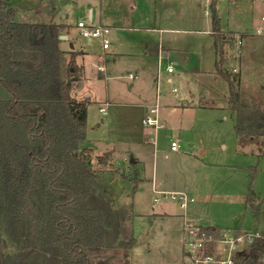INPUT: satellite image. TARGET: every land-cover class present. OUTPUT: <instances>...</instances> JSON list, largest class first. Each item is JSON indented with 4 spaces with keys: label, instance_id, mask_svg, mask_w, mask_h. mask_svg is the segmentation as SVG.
<instances>
[{
    "label": "rangeland",
    "instance_id": "rangeland-1",
    "mask_svg": "<svg viewBox=\"0 0 264 264\" xmlns=\"http://www.w3.org/2000/svg\"><path fill=\"white\" fill-rule=\"evenodd\" d=\"M10 6L17 22H66L70 41L61 40L60 47L68 50L74 42L86 51L84 84L93 101L82 146L94 149L92 167L100 170L112 206L133 209L132 264H183L185 219L222 231L264 229V145L237 147L235 114L226 103L228 85L214 73L218 55L211 34L212 21L218 18L224 32L234 33L236 40L243 37L248 53L236 59L240 45L227 44L221 65L227 71L241 66V97H254L264 106V55L260 63L254 55L258 48L264 51V37L246 36L264 26V0H12ZM79 20L107 27L108 47L100 37L80 35ZM160 46L163 51L158 52ZM168 64L175 69L170 75ZM130 73L137 76L130 78ZM157 77L170 100L183 97L201 107L185 114L174 111L153 144L148 139L155 135L144 134L140 114L148 101L143 93L155 91ZM106 98L109 105L96 102ZM212 101L217 107H209ZM101 105L105 114L99 112ZM142 134L144 142L139 140ZM172 140L180 144L175 151ZM106 152L111 162L101 165L97 155ZM191 152L204 155L210 164ZM157 190L183 191L194 200L186 208L179 199L155 201L161 197Z\"/></svg>",
    "mask_w": 264,
    "mask_h": 264
},
{
    "label": "trees",
    "instance_id": "trees-1",
    "mask_svg": "<svg viewBox=\"0 0 264 264\" xmlns=\"http://www.w3.org/2000/svg\"><path fill=\"white\" fill-rule=\"evenodd\" d=\"M11 1L0 0V264H132L133 209L112 206L94 150L82 146L90 101L73 94L81 51L60 47L66 23L17 22ZM220 24L213 19L219 56L236 41ZM221 63L238 143L262 147L264 106L242 98L241 75ZM96 159L107 165L110 152ZM221 229L200 225V234ZM261 246L259 257H244L261 263Z\"/></svg>",
    "mask_w": 264,
    "mask_h": 264
},
{
    "label": "built area",
    "instance_id": "built-area-1",
    "mask_svg": "<svg viewBox=\"0 0 264 264\" xmlns=\"http://www.w3.org/2000/svg\"><path fill=\"white\" fill-rule=\"evenodd\" d=\"M264 20V18H263ZM76 28L79 30L80 35L84 37H100L102 39L103 47H108V31L107 27L93 26L86 24L84 21L79 20ZM256 36L264 37V26H260L254 33ZM236 45L243 43L241 38L236 40ZM100 71H104V68L100 66ZM167 71L174 72L172 65L167 66ZM237 72V69H233ZM130 78H135L133 74H129ZM173 93L178 94V89L173 87ZM106 107L100 108V112L105 114ZM147 110L146 115L142 119V124L153 130L154 137H151V141L156 143L157 130L163 126L161 119V100L160 95H157L156 101L151 104ZM180 144L177 140L171 142V150H177ZM161 197L155 198V201L161 199H179L182 207H188L189 202H192L194 198L183 191H161L157 190ZM185 217V216H184ZM186 237L185 241L187 247L184 249V264H255L249 262L248 259L259 257V251L256 252L255 248L262 245L261 252L263 256L260 257L261 263L264 264V229L250 228V229H224L221 230L217 236L200 234V225L185 219ZM226 230V231H225ZM247 256V257H244ZM246 258V260L244 259Z\"/></svg>",
    "mask_w": 264,
    "mask_h": 264
},
{
    "label": "crops",
    "instance_id": "crops-1",
    "mask_svg": "<svg viewBox=\"0 0 264 264\" xmlns=\"http://www.w3.org/2000/svg\"><path fill=\"white\" fill-rule=\"evenodd\" d=\"M90 15H93V12H91ZM91 18H92V17H91ZM262 20H263V19H262ZM263 21H264V20H263ZM61 23H62V24H65L66 22H65V23H64V22H61ZM58 24H59V23H58ZM66 25H67L68 27L66 28V30H63V33H65V34H63V35L67 36V40H64V41L69 42V41H70V40H69L70 25L67 24V23H66ZM211 34H212V29H211ZM243 35H244V34H243ZM246 36H256V35H255L254 33H253V34L249 33V34H246ZM212 37H213V35H212ZM258 37H260V36H258ZM245 38H246V37H245ZM242 39H243V37H242ZM213 40H214V37H213ZM215 41H216V40H215ZM215 41H214V46H215V48H216V55H218V52H217L218 48H217V45H216ZM73 44H74V42H73ZM230 44L232 45L233 42H232V43H229V45H230ZM60 45H61V43H60ZM229 45H226L225 47L227 48V47H229ZM242 45H243V43L240 45L241 48L237 49V52H238L239 55L236 56V59H238V57H239L240 60H241L243 53H244V52H245V54L248 53V50H245V49L242 47ZM236 46H237V45H236ZM161 47H163V46H160V47H159L158 52H159L160 50L163 51V49H161ZM230 47H231V49H233L232 46H230ZM224 49H225V48H224ZM64 50H67V49H64ZM68 50H71V49L68 48ZM73 50H75V51H81V52H80L81 54H80V55L78 56V58H77V63H78V65H79L80 67L83 68V71H82V80H81L79 86L77 87V89L75 90V92H77V93H79V94H81V92H82V96L85 97V98H82V99H87L88 101H90V103H92L93 100H91V99H92V95H91V92H90L91 89L87 88V87L85 86V84H84V81H85V68H84L83 61H84V55L86 54V51L77 48V47L75 46V44H74V49H73ZM148 50H152V49L149 48ZM226 50L229 52V49H225V51H226ZM244 50H245V51H244ZM153 51H154V50H152V52H153ZM263 53H264V51H262V53H261V51L259 50V48H258V50H256V51L254 52V55H255V57H257L259 63H260V58L264 55ZM219 57H220V56L218 55V56H217L218 59H216V62H215V63H216V64H215V68H216V65H217L218 60L220 59ZM243 63H244V62H243ZM244 64L246 65V62H245ZM168 65H169V64H168ZM168 65H167V66H168ZM224 68H225V67H224ZM234 68H236V69H237V73H239V74L241 75V84H242V69H241V66H240V67H237V66L232 67V71H233ZM166 71H167V70H166ZM174 71H175V69H174ZM199 71L202 72V73H199V74H204V73H203L204 71H201L200 69H199ZM211 72H214V70H211ZM167 73H169V72L167 71ZM172 73H174V72H172ZM214 73H216V70H215ZM216 74H217V73H216ZM169 75H170V74H169ZM204 75H205V74H204ZM218 75H219V74H218ZM135 76H137V75L135 74ZM158 76H159V75H158ZM169 81H171V78H168V82H169ZM159 83H160V80H159V78L157 77L155 91H153V92L146 91V92L143 93V97L148 98V101L146 102V104H142V105H141V108H143L142 111H141V114H140L141 123H142V119H143V117L146 115L147 110L149 109L148 107L156 101V98H157V95H158V94L160 95V100H161V105H162V109H161V119H162V122H163V126H164V119H168V118H170V115H172L174 111H177V112H179V113L185 114V112H190V111H192L193 109H195V108H197V107H201V105L198 104V103H196L195 100H190V99H186V98H183V97H179L178 100H175V99L170 100L169 97H167L166 95H163V93H162V91H161V83H160V84H159ZM174 87H175V86H174ZM172 92H173V88H172ZM73 94H74V96L77 97V98H80V97H81V95L79 96L78 94L74 93V91H73ZM107 98H108V97H107ZM107 98L104 100V102H102L101 100H100V101H96V102L99 103V104L109 105L110 102H109V100H107ZM80 99H81V98H80ZM206 101H207V100H206ZM96 102H95V103H96ZM214 102H215V101L210 102L209 107H217V106H215L216 104H215ZM206 103H208V101H207ZM226 103H228V96H227V101H226ZM89 105H90V104H89ZM102 107H105V106H102V105H101L100 108H102ZM204 107H206V106H204ZM100 108H99V112H100ZM105 109H106V108H105ZM232 113H233V112H232ZM180 119H182V118H180ZM142 125H143V124H142ZM143 127H145V126L143 125ZM145 128H147V127H145ZM159 129H160V128H159ZM146 130H147V131H146L147 133H144V134L149 138L150 135L153 134V130H151V129H149V128H147ZM234 132H235V131H234ZM146 136H143V134H142V136H140L139 140L144 142ZM235 138H236V139H235V142L237 143V147H238L240 144L238 143V138H237L236 134H235ZM148 140H149V142H152V141H151V138L148 139ZM172 141H173V140H172ZM172 141H171V142H172ZM152 143H153V142H152ZM153 144H156V143H153ZM220 145H221V147H222L223 149H226V147H228L227 144H226L224 141L220 142ZM93 150H94V149H93ZM193 153H194V154H193ZM196 153H197V152H191L190 154L193 155L198 161H200V162H202V163L210 164V163L206 162L207 158H206L204 155H203V158H202L201 156L197 155ZM135 162H138V160H135ZM164 191H166V190H164ZM184 218H185V217H184ZM213 226H217V225H213Z\"/></svg>",
    "mask_w": 264,
    "mask_h": 264
},
{
    "label": "water",
    "instance_id": "water-1",
    "mask_svg": "<svg viewBox=\"0 0 264 264\" xmlns=\"http://www.w3.org/2000/svg\"><path fill=\"white\" fill-rule=\"evenodd\" d=\"M92 17V15H90V18ZM59 39L60 40H67V36H65V35H61V36H59ZM69 46H70V49L71 50H73L74 49V44H73V42H70L69 43Z\"/></svg>",
    "mask_w": 264,
    "mask_h": 264
}]
</instances>
